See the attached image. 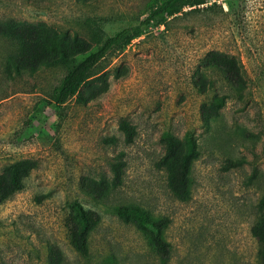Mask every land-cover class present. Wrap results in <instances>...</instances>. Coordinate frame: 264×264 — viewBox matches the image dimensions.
<instances>
[{"label":"rangeland","instance_id":"obj_1","mask_svg":"<svg viewBox=\"0 0 264 264\" xmlns=\"http://www.w3.org/2000/svg\"><path fill=\"white\" fill-rule=\"evenodd\" d=\"M204 1L110 51L81 88L85 102L58 105L67 72L154 0H0L2 22L41 26L52 44L48 62L9 73L17 45L0 36V175L25 169L23 189L0 204V264H53L56 248L61 264H159L138 223L117 212L128 205L168 219L171 264H253L251 226L264 222V0ZM219 55L242 63L244 90L224 80ZM166 133L197 143L188 200L157 165ZM78 211L95 222L87 257L68 239Z\"/></svg>","mask_w":264,"mask_h":264},{"label":"trees","instance_id":"obj_2","mask_svg":"<svg viewBox=\"0 0 264 264\" xmlns=\"http://www.w3.org/2000/svg\"><path fill=\"white\" fill-rule=\"evenodd\" d=\"M204 0H154L151 11L145 19L138 24L121 28L114 35L108 36L99 45L96 51L89 53L81 60L75 68L68 71L62 79L60 85L55 89L54 101L58 105L64 104L68 99L75 97L78 102H85V97L81 88L92 77L93 70L102 59L114 49H125L134 39L142 37L152 24L164 25L168 18L175 16L186 7H196L204 4ZM0 36L10 39L16 46V53L9 55L7 59V69L9 73L15 71L17 74L24 70H33L40 63L50 60L47 56L49 47L48 32L37 25H11L0 20ZM60 44L56 48H60ZM216 68L222 74L224 80L238 91H242L246 86L242 63L232 57L217 56ZM200 89L203 85L198 86ZM218 107L225 102V96L215 97ZM120 128L126 135L128 142L132 141V126L123 119ZM109 140L114 141V138ZM166 153L159 160L158 167L165 171L167 184L173 195L181 201L188 200L191 196L192 180L191 171L194 160L199 156L197 143L192 136L185 139L176 137L170 133L164 134ZM240 162H230L229 167H237ZM115 179L119 180L121 175V164L115 163L113 166ZM23 163L11 166L5 174L0 175V204L11 199L24 187L22 174L24 172ZM263 208L264 200L260 202ZM117 212L124 219H134L141 227V232L148 245L159 260V264H171L172 244L168 241L165 229L168 226L167 218L154 217L147 210L140 206L128 205L117 207ZM93 222L85 213H78L73 219H68V239L72 248L83 257H87L90 252V236L95 228ZM264 222L251 226V237L255 243V256L253 264H264ZM53 264H61L62 254L56 248ZM100 264H117L116 258L110 256Z\"/></svg>","mask_w":264,"mask_h":264}]
</instances>
